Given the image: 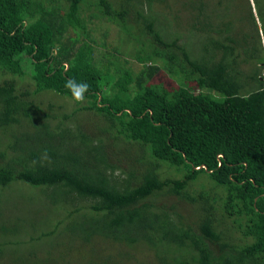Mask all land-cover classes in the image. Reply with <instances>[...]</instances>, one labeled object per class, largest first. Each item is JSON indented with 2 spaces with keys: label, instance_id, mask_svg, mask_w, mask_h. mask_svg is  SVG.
I'll use <instances>...</instances> for the list:
<instances>
[{
  "label": "trees",
  "instance_id": "1",
  "mask_svg": "<svg viewBox=\"0 0 264 264\" xmlns=\"http://www.w3.org/2000/svg\"><path fill=\"white\" fill-rule=\"evenodd\" d=\"M114 27L129 56L107 45ZM259 30L264 0H0V260L76 241L77 264L140 249L156 264H264ZM79 71L83 103L66 87ZM13 196L28 204L10 219Z\"/></svg>",
  "mask_w": 264,
  "mask_h": 264
},
{
  "label": "rangeland",
  "instance_id": "2",
  "mask_svg": "<svg viewBox=\"0 0 264 264\" xmlns=\"http://www.w3.org/2000/svg\"><path fill=\"white\" fill-rule=\"evenodd\" d=\"M152 10L153 11L154 10H161L165 14V9L160 4H158V5L154 4L153 7H152ZM231 16H232V14H231ZM166 17H168V16L167 15H161L160 16V20H165ZM110 25H112V24H110ZM258 32H259V34L261 33L260 30ZM92 33L98 35L100 33L99 28L94 29L92 31ZM259 38H260V44L262 45L263 55H264V39H263L262 33H261ZM105 41H106L107 45L110 48H113V50L116 49L115 51H117L118 54L129 56V54L131 52H133V50H132V42H127L124 39V37H122V35L117 31V29L115 27L114 28H109L108 33L105 36ZM104 53H108L109 54V49L107 50V49H100L99 47H94V58H99ZM129 65L132 68L133 72H136L138 70L139 66H140L132 58H131V60L129 62ZM260 75L264 79V68H262L260 70ZM72 78L74 79V81L77 84L86 83L88 85V89L93 87L90 82L84 80L83 73L81 71H79L76 74H74L72 76ZM112 79H113V77H111V80ZM101 85L102 84L99 85L100 88H101ZM39 96L43 99L42 100L43 103H45L48 100V98H50L55 104L66 103L67 104L66 107H70V103H72L71 99H65V98L59 97V96L56 97V96H54L52 94H48V93H39ZM9 189H11V192H15L17 190L18 194L20 192H23L24 194L32 193L29 189H25V190L21 189V187H19L15 183H12L9 186ZM4 192L5 193H10L7 190H4ZM33 192L36 193L37 195H39L37 193V190H33ZM27 200H28V198H26V197H25V201H23V200H21L20 196H19V198L13 196V198H12L13 204H11L13 206L10 207L8 209V211H7L8 218L12 219L15 216H20V214L23 211V209L25 207H27V204H28ZM7 206H9V205H7ZM50 206H52V205H50ZM41 211H44V210H41ZM181 213L184 214L185 211H181ZM42 241H46V240H42ZM42 241H39V242H42ZM39 242H37L36 245L38 244L37 247L40 246L42 248L43 247V243L39 244ZM57 242H59V240L58 241H52L50 244L47 243L45 245V248L49 249L50 251H53L55 248H57L56 245H55ZM36 245L32 244V246L29 248V250H33L34 251ZM65 248H66V253L62 257H59V255H58L59 253L58 252L55 253V254H49V255H47V257H45V252L44 251H39L38 253H36L35 257L32 254H30V253L28 254L27 253L25 256H23L21 258H23L24 260L29 262V263H25V264H38V262H36V261H39L42 264H46V263L42 262V260L44 258H49V259H52V260H59V261L65 262V263L70 262V264H77V263H73L72 261H70L73 255H77L78 256L80 251H81L80 247H78V245L76 246V241H67L65 243ZM60 251H64V249H62ZM96 252L100 253L98 251H96ZM130 253H131V258H130V261H128V264H136V262H143L144 264H156V262L154 261V258H152L151 252H149L147 250H144V249L141 250L140 249V251H138V250L130 251ZM17 254H19V253H17ZM1 256H2V259L0 260V264H15V263H13V260H12V258H14L15 256L14 255H9L7 250L3 251ZM51 264H61V263L57 262V263H51Z\"/></svg>",
  "mask_w": 264,
  "mask_h": 264
},
{
  "label": "clouds",
  "instance_id": "3",
  "mask_svg": "<svg viewBox=\"0 0 264 264\" xmlns=\"http://www.w3.org/2000/svg\"><path fill=\"white\" fill-rule=\"evenodd\" d=\"M66 87L72 93V100L75 103H83L85 96L84 94L88 91V85L86 83L77 84L75 81H68Z\"/></svg>",
  "mask_w": 264,
  "mask_h": 264
}]
</instances>
